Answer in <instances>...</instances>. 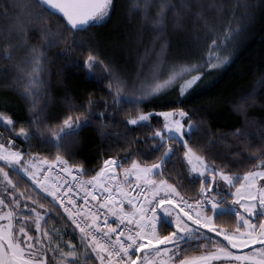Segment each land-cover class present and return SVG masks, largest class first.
Here are the masks:
<instances>
[{
	"label": "snow or ice",
	"instance_id": "obj_1",
	"mask_svg": "<svg viewBox=\"0 0 264 264\" xmlns=\"http://www.w3.org/2000/svg\"><path fill=\"white\" fill-rule=\"evenodd\" d=\"M238 3L245 9L246 18L251 19L254 5L248 3V0H238ZM115 8L114 0H14L11 5L13 16L9 17L6 10L0 9V18L11 21L7 26H0V34H4L6 39L15 35L21 43H27L24 40L26 34L36 31L48 41L47 48H52L58 46L56 37L66 38L69 34L78 37L82 31L108 23ZM204 8L203 0H179L178 5L174 0H129V15L141 16L147 25L160 33L156 37L160 44L153 72L143 79L132 80L119 72L116 66L105 64L98 53L88 54L83 62L84 69L90 74V78L101 82L102 87L105 86L103 82L107 81L112 103L109 105L104 101L105 111L95 112L91 108L97 101L89 99L83 106L88 111L83 120L79 116L74 118L69 115L57 131L49 130L47 133L58 149L68 150L75 142L73 137L90 124L92 119L99 117L100 126L106 127L104 119L110 115L108 110L118 108L122 99L138 112L134 118L126 121L128 125L152 127L150 122L154 116L162 118L161 127L154 128L150 137L154 142L152 151L154 154L158 153L157 158L150 164L131 160V167L124 168L123 171L126 183H131L129 176H134L136 181L146 180L152 186L150 197L144 196L142 191L139 197H133L123 189L117 191L101 182L100 178L105 173L115 178L113 170L121 168L131 159L126 157L119 162L116 159L105 160L104 167L96 176L84 182L92 188L85 191L78 202L70 195L73 191L71 187L65 191L49 188L47 177L38 175L44 170H34L32 151L19 149L16 139L5 138L0 133V141H3L0 142V181L4 188V194L0 195V221L7 222L6 226L0 224V264H213L214 261H221L222 264H264V186H257V181H264V133L257 146L248 141L250 134L246 129L233 131L232 135L240 138L237 146L244 145L237 155L247 152L255 161L253 170L247 171L242 177L244 183L236 187L240 183V177L234 178L215 167L209 169L204 158L197 155L189 145L192 134L199 131V126L191 122L194 112L190 115L182 108L159 113L139 111L145 102H150L173 86L179 88L181 97L191 94L198 87V82L202 81L206 70L215 69L225 62L219 53L226 50L227 44L231 43V30L224 34L223 39L209 37L211 44L207 48V55L200 57L204 61L202 64L193 62L190 56H185L182 58L183 64L169 67L168 75L162 82L156 74L165 62L169 50L168 40L162 39L168 25L171 24L173 31H186L190 18L204 19ZM52 16L59 17L56 21V32L48 24ZM61 22L63 31L59 28ZM205 25L207 26V21ZM72 44L86 51L90 49V45L79 38L74 39ZM156 47L154 40L152 48ZM72 50L64 49L65 52ZM32 52L37 53V50L32 48ZM6 58L11 59L10 52H7ZM43 59L42 52L33 55V73L43 71ZM96 67L103 69V76H97ZM0 74H3L2 70ZM38 79L35 76L30 79L28 87ZM11 86H23V81L15 80ZM23 94L28 97L33 95L27 88ZM185 119L188 121L187 126L182 122ZM0 126L6 129L9 137L22 138L24 143L31 144L34 138L44 135L45 110L33 112L30 119L31 132L25 127H20L17 131L16 122L7 110L0 111ZM177 143L179 148L174 147ZM181 151L191 166V172L195 174L194 178L189 179V183L199 185L198 192L192 198L181 194L177 187L178 182L169 183L164 178L169 161ZM55 159L61 162L63 170L66 171L67 161L60 155ZM24 176L45 193L46 198H51L53 205H59L62 213L51 211L29 193L21 191L24 188V183L21 182ZM155 176L160 179L150 178ZM14 177L17 178L15 182ZM217 177L224 185L229 186V190L236 188V198L231 201L232 204H240L241 200L252 202L242 205L246 215L235 213L239 222L232 230L215 222L217 215L234 212L231 208L222 207L228 204V195L213 194L212 186ZM136 187L140 188L141 185L137 183ZM245 187L256 191L243 196L241 189ZM257 191L259 195L256 194ZM217 195L220 196L219 199ZM54 217L64 222L66 226L63 230L47 228ZM112 219L115 223L110 222ZM14 224L19 227L14 229ZM69 227L71 232L67 230ZM30 231L38 235H30ZM77 233L79 240L74 243ZM208 233L222 237L226 244L213 240ZM253 245L259 247L251 254L237 255L229 250L250 249ZM193 248L197 251L204 248L206 251L193 256L189 254ZM208 248H215V251L208 252ZM138 253H143V257Z\"/></svg>",
	"mask_w": 264,
	"mask_h": 264
},
{
	"label": "trees",
	"instance_id": "obj_2",
	"mask_svg": "<svg viewBox=\"0 0 264 264\" xmlns=\"http://www.w3.org/2000/svg\"><path fill=\"white\" fill-rule=\"evenodd\" d=\"M13 2L14 0H0V9L6 10L9 17L14 15L11 9ZM114 2L116 8L108 23L82 31L78 37L75 34H69L66 38L56 37V47L47 48L48 41L36 31L26 34L24 40L27 43H21L15 35L6 39L4 34H0V70L3 73L0 74V111L7 110L13 117L17 131L20 127H25L31 132L30 119L34 111L44 109L46 117L44 135L34 138L31 144L24 143L22 138L9 137L3 126H0V133L5 138L16 139L19 149L31 150L33 158L51 163L57 161L55 157L60 155L68 165L79 167L86 181L96 176L107 159H116L119 162L131 157L123 164L127 166L131 164V160L150 164L158 156V153L154 154L152 151L154 142L150 137L154 128L161 127L162 118L154 116L150 122L152 127L128 125L126 121L134 118L138 112L123 99L118 108L108 110L110 115L104 119L106 127L100 126L99 117L92 119L90 124L73 137L75 142L68 150L58 149L47 135L49 130L57 131L69 115L74 118L79 116L83 120L88 115L83 106L89 99L97 101L91 108L95 112L105 111L104 101L109 105L112 103L106 86L107 81L103 82L105 86L102 87L101 82L90 78V74L84 69L83 62L88 54L98 53L105 64L116 66L119 72L132 80L143 79L153 72L156 53L159 51L160 40H156L160 35L159 31L147 25L141 16L129 15V0ZM174 2L179 4V0ZM203 3L204 19L190 18L186 31H173L171 24L168 25L162 39L168 40L169 50L165 62L156 74L162 82L168 75V70L164 72L167 64H183L182 58L185 56H190L193 62L202 64L204 61L200 57L207 55V48L211 44L209 37L223 39L224 34L231 30V43L227 44L226 50L219 53L225 62L215 69L206 70L202 81L198 82V87L191 94L181 97L179 88L173 86L150 102H145L139 111L147 113L182 108L190 115L194 112L191 122L199 126V131L192 134L189 145L211 168L222 169L234 177H240L241 183L246 172L253 170L255 161L247 152L237 155L244 145L238 147L240 138L232 133L236 129H246L250 134L248 141L257 146L264 133V0H248V3L254 5L251 19L246 18L245 9L238 0H203ZM58 19V16H52L48 20V24L53 26V32L57 31ZM10 23L9 19L0 18V26ZM59 28L63 31V22L59 24ZM77 38L90 45V49L86 51L75 47L72 41ZM154 40L157 45L155 49L152 48ZM32 48H35L37 53H33ZM65 48L73 50L65 52ZM7 52L11 53V59L6 58ZM41 52L44 54L41 61L43 71L33 73L32 57ZM95 72L97 76L104 75L100 67H96ZM34 76L39 77L38 81L28 87V81ZM18 79L23 81V86H11L12 82ZM25 88L33 93L31 97L23 94ZM184 122L188 123L187 119ZM174 147L179 148L180 145L177 143ZM194 176L181 151L169 161L164 178L170 183L178 182L177 187L181 194L192 198L199 188L198 184L189 183V179ZM13 179L15 182L17 178ZM21 182L24 183L21 191H26L51 211L61 212L50 202L51 199L46 198V194L25 176ZM219 182L217 177L212 186L213 194L228 195L229 204L234 197L235 187L223 191L218 187ZM219 198L217 195V199ZM125 207L128 208V205L125 204ZM235 213L237 212L217 215L215 222L225 229L232 230L239 222ZM65 226L62 220L54 217L47 228L63 230ZM67 230L71 232L70 227ZM203 231L207 232L206 229ZM29 234L38 235L31 231ZM208 235L213 240L226 244L223 238L217 237L215 233ZM78 240L77 233L73 242L77 243ZM214 250L215 248L207 249L208 252ZM205 251L204 248L198 251L193 248L189 254L195 256Z\"/></svg>",
	"mask_w": 264,
	"mask_h": 264
},
{
	"label": "built area",
	"instance_id": "obj_3",
	"mask_svg": "<svg viewBox=\"0 0 264 264\" xmlns=\"http://www.w3.org/2000/svg\"><path fill=\"white\" fill-rule=\"evenodd\" d=\"M103 167H104V163H103L102 168ZM39 169H42L44 171L42 173H38V175L42 174V175L46 176L47 177L46 183L48 181L56 182L55 188H57L58 191H65L67 188L71 187L73 191L70 195L73 198L77 199L78 202H80V197H82L84 195V192L91 190V188H92L91 185L84 183V182H86V180L84 179L83 172L77 166H71V165L67 164V170L65 171V170H63L62 164L60 161H54L52 163L44 164V165L40 166ZM113 171H117V169H114ZM105 175H106V173H105ZM103 177L100 178L101 181H102ZM29 181L33 184V182L31 180H29ZM136 184L137 183L132 182L127 186L126 191L129 193V195L133 196V197H139V195L142 191L143 195L147 197L148 189H147L146 185L139 183L141 185V187L137 188ZM57 186H59V187H57ZM97 191H99V189H97ZM56 206L58 207V209L61 212L63 211L62 208L59 207V205H56ZM110 222L115 223V220L112 219V220H110Z\"/></svg>",
	"mask_w": 264,
	"mask_h": 264
},
{
	"label": "rangeland",
	"instance_id": "obj_4",
	"mask_svg": "<svg viewBox=\"0 0 264 264\" xmlns=\"http://www.w3.org/2000/svg\"><path fill=\"white\" fill-rule=\"evenodd\" d=\"M170 66H171V65L168 66V64H167V68L164 70V72L167 71V70H169V67H170ZM165 111H174V110H161V111H152V112H154V113H159V112H165ZM176 111H178V110H176ZM177 118H178V117H177ZM182 122L185 123V126H187V123H186V122H184V121H182ZM33 161H34V170H35V168H39L40 166H42V165L45 164V161H43L42 159L33 158ZM204 162H205V160H204ZM46 163H47V162H46ZM193 163H196V161L193 160ZM205 163L207 164V162H205ZM188 165H189V164H188ZM207 165H208V164H207ZM208 166H209V165H208ZM130 167H131V164H129V165H127V166H122L121 168H119V172L115 174V178H113L112 176L109 177V178H107L108 181H106V184H107L109 187H112V188L116 187L117 185H120V186H122L121 189H123V190L126 192L125 189L127 188V186H128L130 183H126V182H125L123 171H124V168H130ZM189 167H190V170H191V166H190V165H189ZM209 169H211L210 166H209ZM257 170H258V169H257ZM193 174H194V173H193ZM194 175H195V174H194ZM233 177H234V176H233ZM150 178H152V179H156V180H159V179H160L159 176L150 177ZM234 178H235V177H234ZM128 180L131 181V182L141 183V184L146 185V187L148 188V197L150 196V193H151V191H152V186H151L150 184H148V183L146 182V180L142 179V180H140V181H136L134 176H129V177H128ZM87 181H90V180H87ZM169 183H170V182H169ZM242 183H244L243 180H242V182H241L240 184H242ZM218 184H219L218 187L221 188V190H223V191H224V190H229V186L224 185L223 182L220 181ZM240 184H239L237 187H239ZM47 185L49 186V188H55V186H56V185H55V186L52 185V184H51V181H50V182L48 181ZM257 186H258V188H259L260 186H264V181H257ZM252 191H256V190H254V189H250V188H247V187L242 188V189H241V195H243V196H247V195H248L250 192H252ZM235 192H236V188H234V190H233V196H234L233 199L236 198V197H235ZM3 194H4L3 182L0 181V195H3ZM256 194L259 195V192L257 191ZM233 199H232V200H233ZM232 200H231V201H232ZM231 201H230L229 204H227V205H222V207H228V208H231V209L234 210V212H238L240 215H246V213L244 212V209H243L242 205H244V204H246V203H252V202L247 201V200H241L240 204H232ZM29 204H30V203H29ZM197 210H199V209H197ZM258 210H259V207H258ZM218 212H219V210H218ZM208 214H209V215H212V213H208ZM0 224L6 226L7 222H6V221H0ZM17 227H19V225L14 224V229L17 228ZM17 238L19 239V234H18V233H17ZM219 241H220V240H219ZM258 247H259L258 245H253L252 248H250V249H244V250H230V249H229V250L232 251V252H234V253L237 254V255H246V254H251V252H252L254 249L258 248ZM214 251H215V250H214ZM211 252H212V251H211ZM204 253H205V252L200 253V254H198V255H201V254H204ZM143 255H144V254H142L141 256L143 257ZM213 264H222V262H221V261H214ZM241 264H242V262H241Z\"/></svg>",
	"mask_w": 264,
	"mask_h": 264
},
{
	"label": "crops",
	"instance_id": "obj_5",
	"mask_svg": "<svg viewBox=\"0 0 264 264\" xmlns=\"http://www.w3.org/2000/svg\"><path fill=\"white\" fill-rule=\"evenodd\" d=\"M109 177H111V175L108 173V175H106V177L104 178L105 181H103V183L106 184V181H108L107 178H109ZM121 188H122V186H120V185H117L116 187H114V189H116L117 191H119Z\"/></svg>",
	"mask_w": 264,
	"mask_h": 264
},
{
	"label": "water",
	"instance_id": "obj_6",
	"mask_svg": "<svg viewBox=\"0 0 264 264\" xmlns=\"http://www.w3.org/2000/svg\"><path fill=\"white\" fill-rule=\"evenodd\" d=\"M236 250H244V249H236ZM139 255H142L143 253H138Z\"/></svg>",
	"mask_w": 264,
	"mask_h": 264
}]
</instances>
